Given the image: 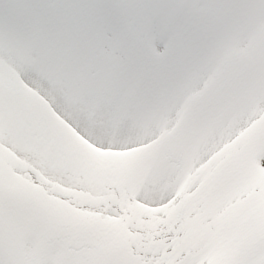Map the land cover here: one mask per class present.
<instances>
[{
	"label": "snow or ice",
	"instance_id": "1",
	"mask_svg": "<svg viewBox=\"0 0 264 264\" xmlns=\"http://www.w3.org/2000/svg\"><path fill=\"white\" fill-rule=\"evenodd\" d=\"M0 264H264V0H0Z\"/></svg>",
	"mask_w": 264,
	"mask_h": 264
}]
</instances>
